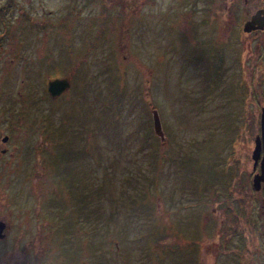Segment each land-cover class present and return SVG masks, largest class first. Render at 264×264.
Returning <instances> with one entry per match:
<instances>
[{
    "label": "rangeland",
    "instance_id": "obj_1",
    "mask_svg": "<svg viewBox=\"0 0 264 264\" xmlns=\"http://www.w3.org/2000/svg\"><path fill=\"white\" fill-rule=\"evenodd\" d=\"M71 1L0 0V111L37 110L17 100L26 82L71 80L57 105L39 100L61 138L32 134L0 180L10 220L27 224L3 256L27 243L30 264H264L250 158L264 42L241 32L243 0ZM5 15L29 17L9 31Z\"/></svg>",
    "mask_w": 264,
    "mask_h": 264
},
{
    "label": "flooded vegetation",
    "instance_id": "obj_2",
    "mask_svg": "<svg viewBox=\"0 0 264 264\" xmlns=\"http://www.w3.org/2000/svg\"><path fill=\"white\" fill-rule=\"evenodd\" d=\"M7 1H8V3H6L7 5L8 4L12 5L13 0H7ZM68 1H71V0H68ZM72 1L69 2V4L72 3ZM127 1H129L130 4H133V7L132 8L130 7L129 9H132L135 12L140 6L142 0H117L118 4L119 2H121V6L124 9H127L125 7L126 5L125 2ZM7 5H6V8H8ZM263 8H264V0H243L242 6L240 8H237V9H241V15H248L247 18L244 21H242V26L240 28L241 32H243V34H246V35L247 34L252 35V39L258 38L260 40V44L264 42V24L261 28H255L250 31H244L243 24L247 19L250 18V16L255 11L259 9H263ZM236 13L238 12H235L234 14ZM125 14L126 12H123L121 14L119 13L117 15L119 16L120 19H124L123 17L125 16ZM1 16H0V19H1ZM14 16L17 19H24V18L29 17V15H5V18L7 19L6 22H8L6 26L9 29V31L11 29L10 27L13 23ZM69 16L70 18H66L65 16H63V18L69 19L70 24L73 26L74 25V22H73L74 15H69ZM228 16L231 17L232 15H228ZM259 24L260 23L257 22L255 23V26ZM54 77L55 76L48 77L47 79L43 78L44 88H42V91L40 90V87L36 88L34 84H32L29 87L30 82H26V85H25L26 92H23L20 88H17V91H16L17 100L25 99L24 104L26 106L28 98H29L32 101V104L34 106H37L36 111L28 112V108L24 106L15 108L14 113H12L11 110L8 109L7 107L6 109L4 108V110L0 111L2 115L6 112V115L8 114L11 116L10 119L8 118L9 116H7V119H5V121H7L8 123L6 124L0 123V162H3V164L0 163V180H2L3 178L9 179L11 178V175L13 174V172L5 171L6 166L9 167L11 170H20L24 166V163L27 161L26 159L28 157L22 160L17 152L19 150L21 152V149L25 148L28 141H34L33 139L34 136L32 134L39 135L41 136V138H45V135L48 134L54 139L49 142H52V141L55 142V140H59L61 138L62 127H61V124L57 122V119L55 118V116H54V123H49L48 121L50 120L51 113L47 109H44L43 113L40 112V110H42L41 109L42 103L39 101L40 95L47 94L48 97L55 103V105H57L60 101L59 99L62 96V93L59 94L58 96L52 97L50 96L47 90L48 81ZM21 83L24 85L25 79H21ZM59 108H60V105L57 107V110ZM9 121L11 123H9ZM53 124L55 125L51 128L50 125H53ZM35 147L39 148L40 144L38 142L34 143L32 145V148H35ZM38 152H40V150H37V153ZM43 159H46V157L44 156ZM28 164H29V160H28ZM1 193L4 195L0 199V264H30L29 259H28V254L25 253V250L27 249V245L25 244L27 243L22 245L21 251H17L14 253L13 250L9 248V251L6 252L7 256L6 257L3 256V253H4L3 251L6 248L5 247L6 240L9 238L12 243L14 244L19 243L20 242L19 240L26 236L27 227L25 228V226L27 224L24 223V221L19 222V221L10 220L11 216L16 210L13 208L12 204L4 203L7 199V195H10L8 194L7 189L1 190ZM73 196L75 198V202H78L77 205H81L80 203H85L89 201L84 196V194L81 195V192L79 193V198H77L75 194H73ZM10 200L12 201L11 198ZM15 208H18V206H16ZM25 208L26 207H24L23 209ZM74 222L75 224L82 223L81 221L78 222L77 220H75ZM85 224H87V222ZM19 226L21 228H19ZM12 243H10L9 245H12ZM23 258H24V261L22 263Z\"/></svg>",
    "mask_w": 264,
    "mask_h": 264
},
{
    "label": "water",
    "instance_id": "obj_3",
    "mask_svg": "<svg viewBox=\"0 0 264 264\" xmlns=\"http://www.w3.org/2000/svg\"><path fill=\"white\" fill-rule=\"evenodd\" d=\"M260 23L255 26V23ZM264 24V8L255 11L249 19L243 24L244 31H250L255 28H261ZM69 80L66 77L54 78L48 82V91L52 96L60 94L63 90L69 87ZM153 127L155 133L162 139L163 132L161 123L156 111H153ZM252 160V168L254 169L258 165L259 170L253 173L251 178V184L253 189L258 193L261 198L262 206L263 199L261 196L262 184L264 182V107L260 108L259 117V132L254 138V147L250 156Z\"/></svg>",
    "mask_w": 264,
    "mask_h": 264
},
{
    "label": "bare ground",
    "instance_id": "obj_4",
    "mask_svg": "<svg viewBox=\"0 0 264 264\" xmlns=\"http://www.w3.org/2000/svg\"><path fill=\"white\" fill-rule=\"evenodd\" d=\"M261 107H264V105H261Z\"/></svg>",
    "mask_w": 264,
    "mask_h": 264
}]
</instances>
